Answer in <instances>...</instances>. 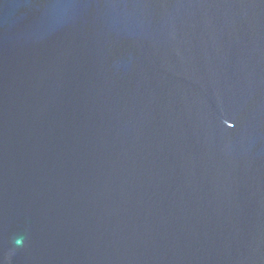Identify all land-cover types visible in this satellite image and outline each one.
I'll return each mask as SVG.
<instances>
[{
    "label": "water",
    "instance_id": "obj_1",
    "mask_svg": "<svg viewBox=\"0 0 264 264\" xmlns=\"http://www.w3.org/2000/svg\"><path fill=\"white\" fill-rule=\"evenodd\" d=\"M0 264H264V0H0Z\"/></svg>",
    "mask_w": 264,
    "mask_h": 264
},
{
    "label": "clouds",
    "instance_id": "obj_2",
    "mask_svg": "<svg viewBox=\"0 0 264 264\" xmlns=\"http://www.w3.org/2000/svg\"><path fill=\"white\" fill-rule=\"evenodd\" d=\"M17 243H20V241H17Z\"/></svg>",
    "mask_w": 264,
    "mask_h": 264
},
{
    "label": "snow or ice",
    "instance_id": "obj_3",
    "mask_svg": "<svg viewBox=\"0 0 264 264\" xmlns=\"http://www.w3.org/2000/svg\"><path fill=\"white\" fill-rule=\"evenodd\" d=\"M232 125H230L229 127H231Z\"/></svg>",
    "mask_w": 264,
    "mask_h": 264
}]
</instances>
